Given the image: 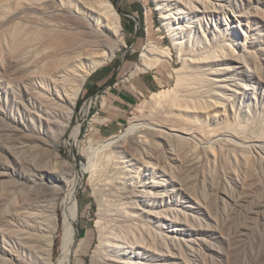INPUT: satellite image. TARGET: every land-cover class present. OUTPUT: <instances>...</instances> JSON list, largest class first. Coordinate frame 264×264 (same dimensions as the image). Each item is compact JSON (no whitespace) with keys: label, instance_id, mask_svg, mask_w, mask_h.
Returning <instances> with one entry per match:
<instances>
[{"label":"rangeland","instance_id":"1","mask_svg":"<svg viewBox=\"0 0 264 264\" xmlns=\"http://www.w3.org/2000/svg\"><path fill=\"white\" fill-rule=\"evenodd\" d=\"M107 1L119 14L125 47L87 77L68 129L57 135L55 154L63 162L73 161L81 171L88 162L86 151L98 146L95 142L120 134L133 121L155 123L151 94L172 90V97L182 107L168 111L180 112L190 106L202 129L212 132L210 137L217 131L218 137L207 141L194 135L197 148L187 154L186 168L178 161L185 153L177 147L174 151V144L173 151L167 152L170 158L177 159H170L171 176H162L155 169L142 176L155 185L154 203L158 209L167 214L173 211V216L171 221L163 216L158 222L168 236L166 245H161L157 255L148 250L139 258L145 264H264V0H203L210 8L205 10V5L199 3L196 9L188 8L182 32H173L164 24L158 0ZM23 8L15 0H0V49L10 47L15 15ZM25 15L20 16L26 20L23 24L29 22ZM207 41L217 43L219 48L238 42L256 59L250 58L248 64L242 62L234 68L228 60L191 64V56L207 50ZM147 44L167 51L170 59L155 69L138 72L140 55ZM255 65L260 68V77L245 72ZM104 70L111 74L105 86H114L112 90L136 93L134 82L142 77L155 84L151 92L137 95L131 114L120 126L109 123L106 113L94 114L99 108L105 109L103 92L93 97L85 93L88 79ZM14 80L11 74H4L0 61V220L19 196L24 197L17 188L20 164L32 163L31 169L39 171L51 161L46 153L32 151L25 129L19 134L9 127V121L23 115L13 97ZM76 125L81 130L78 139L67 141ZM100 155L95 156L96 166L103 161ZM89 180L88 173L82 178L76 175L80 215L75 224L71 264H91L97 244L98 207ZM58 205L60 224L62 198ZM60 235L58 228L53 243L54 264L60 254Z\"/></svg>","mask_w":264,"mask_h":264},{"label":"bare ground","instance_id":"2","mask_svg":"<svg viewBox=\"0 0 264 264\" xmlns=\"http://www.w3.org/2000/svg\"><path fill=\"white\" fill-rule=\"evenodd\" d=\"M15 1L24 8L15 15L11 45L0 49V61L4 74L15 79L13 97L23 115L8 124L19 134L25 129L32 151L46 153L51 161L39 171L31 169L32 163L20 164L17 188L24 197L19 196L0 220L3 224L0 225V264H54L53 243L58 228L60 254L56 264H71L75 224L80 215L76 175L82 178L85 173L90 175L98 207L97 244L91 264H145L140 255L148 250L157 255L161 245H166L168 236L158 222L163 216L171 221L173 211L167 214L166 210L158 209L154 203L155 185L142 176L147 171L153 173L154 169L162 176H171L172 158L167 152L173 151L174 144V151L181 148L186 155L179 156L180 165L188 167L187 154L197 148L194 135L211 141L218 137L217 131L210 137L212 132L202 129L188 105L178 113L168 111L182 107L172 97V90L152 93L155 123L133 121L120 134L95 142L98 146L94 151H86L88 162L81 171L73 161L59 160L55 154L57 135L68 129L87 77L125 47L124 29L118 12L107 0ZM198 3L205 5V10L210 8L203 0H158V7L164 24L173 32H182L186 10L198 8ZM23 14L29 20L27 24L20 18ZM205 45L207 50L198 51L188 60L191 64L228 60L234 68L242 62L248 64L250 58L256 59L255 54L241 48L238 42L234 45L230 42L227 48H219L211 41ZM168 59L167 51L147 44L137 71L155 69ZM245 72L257 73L259 77L261 74L258 65L248 67ZM89 104L85 105L86 110ZM80 131V125H76L67 141L77 140ZM99 151L103 161L96 166L94 160ZM112 158L121 161L114 162ZM117 166L121 167L117 169Z\"/></svg>","mask_w":264,"mask_h":264},{"label":"crops","instance_id":"3","mask_svg":"<svg viewBox=\"0 0 264 264\" xmlns=\"http://www.w3.org/2000/svg\"><path fill=\"white\" fill-rule=\"evenodd\" d=\"M110 75V72L105 70L95 73L88 79L85 86V93L88 97H93L103 92L104 96L102 98L105 101V109L99 108L94 114L99 115L106 113L109 115V123L120 126L126 121L127 115L138 100L137 95H142L143 92H151L155 84L153 80L146 81L145 78L142 77L134 82L137 88L136 93L124 92L116 89L112 90L114 86H110V84H108L109 87L105 86ZM105 88L108 89L106 90Z\"/></svg>","mask_w":264,"mask_h":264},{"label":"built area","instance_id":"4","mask_svg":"<svg viewBox=\"0 0 264 264\" xmlns=\"http://www.w3.org/2000/svg\"><path fill=\"white\" fill-rule=\"evenodd\" d=\"M129 114H131V112Z\"/></svg>","mask_w":264,"mask_h":264},{"label":"trees","instance_id":"5","mask_svg":"<svg viewBox=\"0 0 264 264\" xmlns=\"http://www.w3.org/2000/svg\"><path fill=\"white\" fill-rule=\"evenodd\" d=\"M78 104H79V102H78Z\"/></svg>","mask_w":264,"mask_h":264}]
</instances>
